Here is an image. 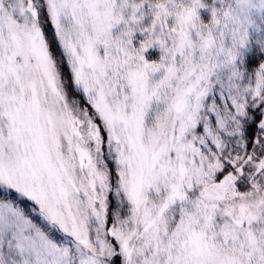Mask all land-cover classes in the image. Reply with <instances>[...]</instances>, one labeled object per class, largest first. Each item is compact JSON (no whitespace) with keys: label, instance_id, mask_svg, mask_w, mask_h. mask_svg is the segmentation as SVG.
<instances>
[{"label":"snow or ice","instance_id":"obj_1","mask_svg":"<svg viewBox=\"0 0 264 264\" xmlns=\"http://www.w3.org/2000/svg\"><path fill=\"white\" fill-rule=\"evenodd\" d=\"M0 264H264V0H0Z\"/></svg>","mask_w":264,"mask_h":264}]
</instances>
